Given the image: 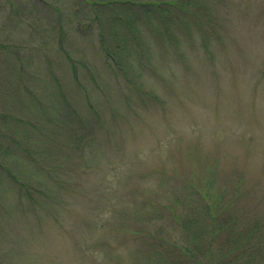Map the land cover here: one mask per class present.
Wrapping results in <instances>:
<instances>
[{
	"label": "rangeland",
	"instance_id": "rangeland-1",
	"mask_svg": "<svg viewBox=\"0 0 264 264\" xmlns=\"http://www.w3.org/2000/svg\"><path fill=\"white\" fill-rule=\"evenodd\" d=\"M76 1L0 0V127L15 121L40 158L20 165L0 150L19 180L0 170V264L171 262L201 187L264 234V0H205L217 25L207 49L194 17L179 21L175 51L142 17L127 77L99 44L113 45L111 9L97 19ZM145 53L163 80L148 77ZM198 225L207 244L212 225Z\"/></svg>",
	"mask_w": 264,
	"mask_h": 264
},
{
	"label": "trees",
	"instance_id": "trees-1",
	"mask_svg": "<svg viewBox=\"0 0 264 264\" xmlns=\"http://www.w3.org/2000/svg\"><path fill=\"white\" fill-rule=\"evenodd\" d=\"M82 1L83 0L76 1L75 4L78 3L81 5ZM83 2L84 5H91L92 9L96 12L95 18L97 17V19L101 18L99 17V12L102 8L106 9L108 7L111 9L110 17L113 18L111 19L113 25L112 30H115V35L112 37L113 45L111 46V44H107L105 39L101 37V34L99 44L101 45V50H104L105 52V57H108L109 62L111 63L110 69L112 71H116V68L120 71L125 69L124 75L126 77L130 74V69L133 70L131 65L133 55L132 53L128 54L126 52L133 46L131 38V36L134 35L133 31H139L141 28L140 26L144 25L142 17H146V19L151 22L156 21L158 23V25L155 26L156 30L160 31L163 35L167 33V35L170 36V39L166 40L160 37L159 40L170 45L171 49H174V51L176 50L175 48L179 46V37L176 32L179 30V21L182 20L184 14L199 20L200 28L204 31L203 48L207 49V47H209L211 36H213L216 32L214 28L217 25L212 24L213 21L208 18L209 11L205 8V0H85ZM69 4L71 5V9L75 7V13L79 17L83 16L87 18L85 15L86 11H80V7H77L76 5L74 6L71 2ZM121 5H126L127 11H124V9L120 7L121 11H124V14L117 11V7ZM134 10H136L137 13H133ZM114 11H117L119 14L114 16ZM208 29L210 32L207 31ZM153 30L155 31V29ZM137 41L140 46H143L141 48H144L141 38H137ZM143 59V66L147 70L148 77L152 78V76H154L163 80L162 76L158 77L159 75L156 73L154 64L151 62L152 60L150 61L147 53H145ZM136 76L138 75L136 74ZM138 79H140L139 81L141 82L139 88L137 84L134 85V88H137V90L141 89V85H145L144 80L141 78ZM128 82H132L131 77H129ZM148 93L149 92H146L147 95ZM142 94H144V92ZM11 119H13L12 116L9 120ZM14 124H16L15 121H13V125ZM13 125L12 127H10V125L0 127V150L3 153L2 157L5 158L6 156H9L12 158L13 163L20 165L24 162L23 158L40 160L39 155L34 157V154L37 153H33L30 148L26 147L25 143L22 144L23 142L16 139L17 133L21 134L24 131L14 132ZM17 125H22L25 128H34V126L29 122L27 126L24 125L21 120L18 121ZM0 170L1 174H4L3 172H5L10 181L12 180V182H15L16 180L19 182L15 173L16 171L12 169L10 164L8 166L6 162H2V158H0ZM1 180L2 179H0V181ZM20 186L19 191L21 193L24 190L23 187H25V183H21ZM204 190L206 189L204 188ZM30 191V189L25 190L28 197H30ZM209 191H211L210 187ZM209 191L208 194H204L202 192V187L195 191V194L202 199V205L197 207V209L193 212L190 211L185 218L186 226H183V232L186 241L189 242L184 245L174 244L171 247L173 253L172 255L179 257L175 256L173 261L166 262L167 258L159 255L157 263L264 264V234L261 233L258 221L252 225H242L238 223L237 217L232 212L234 208H231L233 202H228V205L224 200H220L222 197L218 199V195L215 194V196H213V194ZM206 198H210L211 202L206 203ZM225 204L230 207L222 210L221 207ZM229 208H231L230 212L227 211ZM203 217H207L209 225H212V231L210 233L211 236L207 237V244H205L203 240L204 232L198 225V222ZM225 227H228L231 231L227 236L228 239L226 240L229 244L226 243V246L221 245L220 250H215V247L211 246L214 240L212 234L214 232L219 233Z\"/></svg>",
	"mask_w": 264,
	"mask_h": 264
}]
</instances>
